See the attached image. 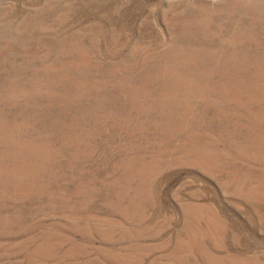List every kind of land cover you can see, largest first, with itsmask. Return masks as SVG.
<instances>
[{
    "label": "rangeland",
    "instance_id": "rangeland-1",
    "mask_svg": "<svg viewBox=\"0 0 264 264\" xmlns=\"http://www.w3.org/2000/svg\"><path fill=\"white\" fill-rule=\"evenodd\" d=\"M0 264H264V0H0Z\"/></svg>",
    "mask_w": 264,
    "mask_h": 264
}]
</instances>
